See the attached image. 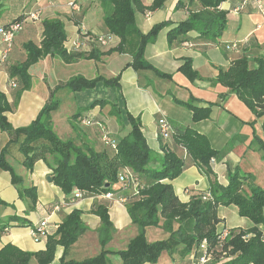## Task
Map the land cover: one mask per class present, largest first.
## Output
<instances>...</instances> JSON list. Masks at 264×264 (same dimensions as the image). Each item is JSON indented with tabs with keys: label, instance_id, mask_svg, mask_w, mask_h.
<instances>
[{
	"label": "crops",
	"instance_id": "0c3cea01",
	"mask_svg": "<svg viewBox=\"0 0 264 264\" xmlns=\"http://www.w3.org/2000/svg\"><path fill=\"white\" fill-rule=\"evenodd\" d=\"M100 1L0 0V28L22 18V29L13 39L7 60L0 64V93L12 107L5 114L9 125L13 129L28 127L48 103L51 95H55L59 105L50 114V119L57 137L62 141H71L83 149L105 153L111 158L113 152L102 141L97 125L91 123L92 119L105 125L111 140L116 143L130 131L126 115L138 118L146 145L154 154L160 155L162 147L170 149L173 145H168L159 137L158 122L164 118L171 124L174 132L190 128L205 137L215 151L224 149L235 137L224 159L212 165L216 180L220 185L226 186L228 170L236 169L250 175L253 184L264 190V160L256 150L255 138H263L261 121L256 120L246 106L226 88L212 84L218 71L227 70L232 61L247 57L250 66L254 67V59L264 58V15L255 8L252 1L248 0L243 4L244 0H230L219 6L226 13V29L216 43H205L195 32H190L187 34L189 41L177 47H169L166 36L186 18V10L176 9L178 0H166L161 8L153 12H135V28L142 35L148 34L154 26L167 22L154 42L144 46L143 59L154 70L168 77H160L153 70H136L130 66L137 43V38L132 37L125 46L124 53L103 56L98 61L65 65L53 56L40 59L28 71L31 77L30 89L21 94L15 107L12 106L17 82L16 87L11 86L7 68L25 61V44H40L44 20L62 23L66 35L64 49L74 41L81 43L80 51L85 53L92 49L105 52L117 46L119 40L110 35L103 22ZM142 2L150 5L153 0ZM70 3L74 7H70ZM98 36L108 40L106 46L99 47L87 41L88 37ZM3 46L0 38V54ZM184 61H190L199 80L190 82L178 71ZM74 68H77V72H73ZM77 76L87 80L97 77L105 80L118 77L119 80L117 87H107L108 91L101 89L102 95L92 97L89 92L93 90L74 93L63 87L69 79ZM100 86L101 83L96 85ZM221 96H225L222 102ZM95 101H104V104L85 111ZM188 103L198 108L211 105L209 117L192 122V112L186 106ZM62 109L67 111L61 118ZM80 110L83 112H79ZM116 113L118 119L114 115ZM75 115H78L77 119L73 118ZM81 119L90 122L83 125ZM20 140L10 142L8 135L0 132V153L5 149V161L21 179L20 188H33L36 202L31 206L28 198H20L18 186L12 184L10 173L0 169V201L4 203L0 205V250L6 245H12L26 253L44 251L46 236L33 238V227L46 219L47 229L53 235L63 220L75 211L80 214L84 232L65 254L64 249L57 246L51 264H59L62 257L65 261L80 262L98 256L102 250L112 252L105 256L104 264H122L119 256L113 253L125 250L129 241L138 233L126 212V201L123 204L118 202L119 198H125L130 192L116 184L110 191L112 199L98 195L83 196L79 200H74L72 195L66 197L51 183V171L42 161L35 162L31 172L22 166L23 157L18 150ZM175 151L186 161V165L176 179L165 182L172 186L181 203H188L192 195H205L209 192V181L198 167L185 158L183 150ZM150 168H155V165ZM100 206L106 211L113 229L110 239L103 246L98 234L100 219L95 213ZM216 214L221 220L217 231L227 229L234 232L254 226L249 219L239 216L234 205L218 207ZM262 215L264 219V208ZM257 228L264 230L263 225ZM145 237L148 243H153L166 240L168 235L158 227H149L145 230ZM180 249L181 247L178 250ZM204 250L205 245L202 243L193 247L186 256L180 253L169 256L163 252L155 264H191L203 255ZM29 264L37 263L31 260Z\"/></svg>",
	"mask_w": 264,
	"mask_h": 264
},
{
	"label": "trees",
	"instance_id": "16d2710c",
	"mask_svg": "<svg viewBox=\"0 0 264 264\" xmlns=\"http://www.w3.org/2000/svg\"><path fill=\"white\" fill-rule=\"evenodd\" d=\"M165 1L153 0L150 5H145L142 0H101L103 22L110 35L119 40L116 47L105 52L95 49L87 53L66 51L63 47L66 35L62 23L57 20H44L40 44L38 46L33 43L25 44V61L7 68L10 84L13 83L15 86L17 82L12 106L15 107L21 94L30 89L31 77L28 71L40 59L53 56L65 65L80 61H98L103 56L124 53L125 46L132 37L137 38V43L130 66L136 70H153L160 77H168L154 70L143 59L144 46L154 42L158 32L167 25V22L154 26L146 35L138 32L134 23L135 12H153L161 8ZM227 1L230 0H178L176 9L186 10L187 15L167 33L168 46L177 47L188 42L187 34L190 32H195L205 43H216L226 29V13L220 10L219 6ZM21 21L22 18L19 17L6 27L13 24L21 25ZM254 62L255 66L251 67L247 57L232 61L227 70L218 71L212 84L226 88L246 106L256 120L261 121L263 138L257 136L255 138L256 150L264 160V58L258 57ZM178 71L190 82L199 80L191 68L190 61H184ZM118 80V77L110 80L100 77L87 80L77 76L69 79L63 87L70 92H83L92 90L98 83L104 87H117ZM224 99L225 96H221L220 102ZM103 104L104 101H95L85 111ZM58 105V100L51 95L48 103L28 127L13 129L5 117L12 107L0 93V132L6 133L10 142L21 139L18 150L23 157L22 166L31 172L35 162L42 161L51 171V183L66 197L71 196L74 190L83 192V196H102L110 193L116 184L121 185L119 179L125 171H130L134 175L141 189H133L132 186L121 187L130 192L124 198L125 209L138 233L129 241L125 250L113 253L119 256L122 264H155L163 252L169 256L175 253L186 256L193 247L202 243L205 245L203 255L209 257V263L264 264V230L257 228L259 225L264 226L262 215L264 190L253 184L250 175L240 173L236 169L228 170V183L222 186L216 180L212 170L213 164L210 163L213 161L215 164L224 159L235 137L224 149L215 151L205 137L190 128H181L178 132L173 130L172 140L165 142L168 145L173 144L170 149L162 147L161 154L156 155L146 145L140 120L127 114L126 120L130 131L116 143L112 141L114 149L109 147L113 152L110 158L105 153L83 149L71 141H62L57 137L52 128L50 114ZM186 106L192 112L194 123L205 120L210 115L211 105L198 108L188 103ZM73 118L77 119L78 115ZM92 122L96 125L102 124L94 119ZM178 149L183 150L185 158L208 178L210 186L208 193L192 195L188 203H181L175 196L172 186L165 182L176 179L186 165V161L177 155L175 150ZM4 156L5 149L0 153V169L10 173L12 184L18 186L19 197L28 198L33 206L36 202L35 190L20 188L21 179L14 174ZM151 165H155V168L151 169ZM207 194L209 198L204 200ZM0 205L4 203L0 201ZM230 205H234L239 216L249 219L254 226L247 230L234 232L228 230L229 236L221 241L224 229L221 231L216 229L221 223L216 211L218 207ZM95 213L100 219L98 234L103 246L110 239L113 229L106 211L101 206ZM149 227L162 229L168 238L148 243L145 230ZM83 232L80 214L74 211L63 220L53 235L46 236L44 251L26 253L12 245H6L0 250V264H29L31 260L37 264H51L56 247H62L65 254ZM108 253L112 252L102 250L98 256L80 262L65 261L62 257L59 264H104Z\"/></svg>",
	"mask_w": 264,
	"mask_h": 264
},
{
	"label": "built area",
	"instance_id": "2783aa9c",
	"mask_svg": "<svg viewBox=\"0 0 264 264\" xmlns=\"http://www.w3.org/2000/svg\"><path fill=\"white\" fill-rule=\"evenodd\" d=\"M248 0H244L243 4L246 3ZM252 1L253 4L255 5V8L260 11L264 15V0H249ZM70 7H74L73 3L69 4ZM22 29V26L20 24H13L10 25L6 28H0V38L3 42V50L0 54V64L5 63L7 60L8 54L11 51L12 45H13V39L20 30ZM87 41L91 44H96L100 45L102 47L106 46L108 43V40L105 39L104 37H88ZM81 43L78 41H74L71 43V45L66 49V51H80L81 50ZM227 49H230L227 47ZM11 86L14 87V84L12 83ZM83 125L89 124L90 120L83 119L81 120ZM99 128V132L101 134V139L104 142L105 145L110 147L111 149H114V144L111 140L110 134L106 128L105 125L103 124H97ZM158 132H159V137L162 139L164 142H168L172 139V136L174 134L173 128L171 124L166 120V119H161L158 122ZM211 164H214L213 161L210 162ZM121 185L123 187L127 186H132L133 189H141L140 185H138V180L134 177V175L130 171H125L123 175L119 179ZM135 191V190H134ZM101 197L105 199H112V194L106 193L102 195ZM72 198L74 200H79L83 198V192H80L79 190H74L72 192ZM209 198V194H207L203 199L207 200ZM119 203H125L124 198H119L118 199ZM57 209V208H56ZM47 220L43 219L41 220L36 226L33 227L31 230V236L33 238H37L39 236H47L50 234V231H48V225H47ZM229 231L227 229H224L222 234H221V241H224L228 236H229ZM46 238V237H45ZM209 262V257L207 256H201L197 260L193 261L191 264H207Z\"/></svg>",
	"mask_w": 264,
	"mask_h": 264
},
{
	"label": "rangeland",
	"instance_id": "374dc122",
	"mask_svg": "<svg viewBox=\"0 0 264 264\" xmlns=\"http://www.w3.org/2000/svg\"><path fill=\"white\" fill-rule=\"evenodd\" d=\"M73 72H77V68H74L73 69ZM96 87V86H95ZM94 87V88H95ZM92 89L93 90V92H89V95L90 96H92V97H94V96H96L97 94H99V95H102L101 93H102V91H101V89H104V90H107L108 88L107 87H104V86H100V88L99 87H96L95 89ZM108 91V90H107ZM110 92H111V90H109ZM53 97L56 99L57 97L55 96V95H53ZM67 110L66 109H62L61 110V114H60V117L62 118V116H64V113L66 112ZM79 112H83L82 110H80ZM109 132V131H108Z\"/></svg>",
	"mask_w": 264,
	"mask_h": 264
}]
</instances>
